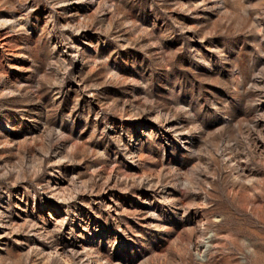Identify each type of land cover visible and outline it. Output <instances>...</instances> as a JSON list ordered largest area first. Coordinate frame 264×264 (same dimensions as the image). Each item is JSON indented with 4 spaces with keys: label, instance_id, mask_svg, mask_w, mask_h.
Instances as JSON below:
<instances>
[{
    "label": "rangeland",
    "instance_id": "374dc122",
    "mask_svg": "<svg viewBox=\"0 0 264 264\" xmlns=\"http://www.w3.org/2000/svg\"><path fill=\"white\" fill-rule=\"evenodd\" d=\"M0 264H264V0H0Z\"/></svg>",
    "mask_w": 264,
    "mask_h": 264
}]
</instances>
